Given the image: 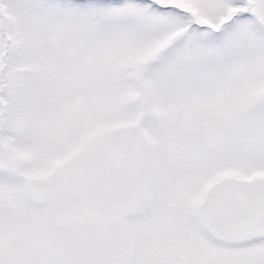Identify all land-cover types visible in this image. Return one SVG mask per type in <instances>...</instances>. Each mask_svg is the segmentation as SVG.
Wrapping results in <instances>:
<instances>
[{
  "label": "snow or ice",
  "instance_id": "6c2138e0",
  "mask_svg": "<svg viewBox=\"0 0 264 264\" xmlns=\"http://www.w3.org/2000/svg\"><path fill=\"white\" fill-rule=\"evenodd\" d=\"M0 264H264V0H0Z\"/></svg>",
  "mask_w": 264,
  "mask_h": 264
}]
</instances>
